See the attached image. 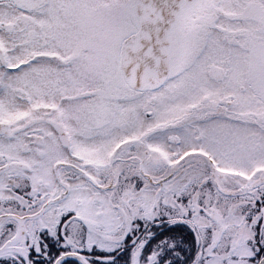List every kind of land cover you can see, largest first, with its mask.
Returning a JSON list of instances; mask_svg holds the SVG:
<instances>
[{"label": "snow or ice", "instance_id": "1", "mask_svg": "<svg viewBox=\"0 0 264 264\" xmlns=\"http://www.w3.org/2000/svg\"><path fill=\"white\" fill-rule=\"evenodd\" d=\"M0 264H264V0H0Z\"/></svg>", "mask_w": 264, "mask_h": 264}]
</instances>
